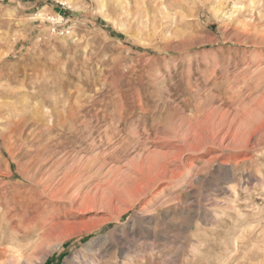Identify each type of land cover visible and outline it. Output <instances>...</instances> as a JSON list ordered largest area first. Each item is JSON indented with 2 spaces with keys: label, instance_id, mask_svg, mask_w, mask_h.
<instances>
[{
  "label": "rangeland",
  "instance_id": "1",
  "mask_svg": "<svg viewBox=\"0 0 264 264\" xmlns=\"http://www.w3.org/2000/svg\"><path fill=\"white\" fill-rule=\"evenodd\" d=\"M0 225V264H264V0H0Z\"/></svg>",
  "mask_w": 264,
  "mask_h": 264
},
{
  "label": "bare ground",
  "instance_id": "2",
  "mask_svg": "<svg viewBox=\"0 0 264 264\" xmlns=\"http://www.w3.org/2000/svg\"><path fill=\"white\" fill-rule=\"evenodd\" d=\"M250 27V26H249ZM246 28V27H245ZM250 40V39H249ZM258 40V39H257ZM254 41V40H253ZM250 42V41H249ZM258 43V42H256ZM251 84V83H250ZM251 89V88H250ZM107 207V206H106ZM109 208V207H108ZM119 211V210H118ZM111 212V211H110ZM117 213V212H116ZM121 215H116L112 219L119 220ZM110 219V220H112ZM107 221V219L101 218L98 219L93 223L92 226L87 227L84 232L89 235L92 233L93 230L99 228L102 226ZM1 227V225H0ZM53 233L52 231L48 230L45 231L40 235V239H38V242L36 243V248L35 252L38 251L42 253L39 255L40 260L36 261V264H43V255L45 251V247L47 246V243L49 239L52 237ZM2 236V235H1ZM110 236V237H109ZM115 242L120 244L121 246L126 243V238L120 230V233H111V235H104V236H99L96 239L91 240L89 243H87L83 249H81L79 252L76 253L75 257H72L71 259L73 260V264H99L100 261L98 262L97 259H95L97 256H101L102 254L108 252L109 248H111ZM62 244L59 243V245ZM116 244V246L118 245ZM63 245V244H62ZM57 246V245H56ZM64 246V245H63ZM82 250H85L86 253H83ZM44 252V253H43ZM32 253V252H31ZM48 253V252H47ZM108 257V256H107ZM16 258V257H15ZM20 258V257H19ZM17 263L19 262L18 259L16 258ZM22 260V258L20 259ZM103 261V260H102ZM23 263V262H22ZM23 264H28L24 262ZM31 264V263H30Z\"/></svg>",
  "mask_w": 264,
  "mask_h": 264
}]
</instances>
